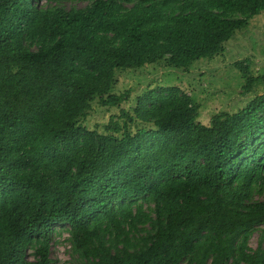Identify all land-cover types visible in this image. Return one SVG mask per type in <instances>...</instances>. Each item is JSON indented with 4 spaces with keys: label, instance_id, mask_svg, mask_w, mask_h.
Returning <instances> with one entry per match:
<instances>
[{
    "label": "trees",
    "instance_id": "1",
    "mask_svg": "<svg viewBox=\"0 0 264 264\" xmlns=\"http://www.w3.org/2000/svg\"><path fill=\"white\" fill-rule=\"evenodd\" d=\"M86 1L0 0V264H52L55 225L75 264H264V93L205 124L178 86L132 113L114 92L223 53L264 0ZM233 65L246 92L264 79ZM94 101L121 113L89 129Z\"/></svg>",
    "mask_w": 264,
    "mask_h": 264
},
{
    "label": "rangeland",
    "instance_id": "2",
    "mask_svg": "<svg viewBox=\"0 0 264 264\" xmlns=\"http://www.w3.org/2000/svg\"><path fill=\"white\" fill-rule=\"evenodd\" d=\"M40 3H46V0H41ZM62 3L67 7L72 4L83 6L87 1L63 0ZM224 45L223 53L210 59L196 60L187 71L167 68L162 63L145 65L139 70L120 71L114 92L118 93L127 88L132 90L130 100L124 102L121 108L132 113L137 96L148 89L172 86H178L199 104L197 120L205 124H208L211 116L219 111L232 112L244 107L254 95L264 93V79L255 82L250 91H244L245 80L233 63L248 59L252 75H264V11L249 18L248 23L237 30ZM120 113V108L107 109L94 101L84 125L92 129L95 124H107L111 115L117 118ZM143 125L151 126L149 123ZM132 129L135 128L132 126ZM99 130L104 132L102 127ZM255 198L264 199V192L255 195ZM263 227L257 226L253 231L249 240L252 248L258 245ZM262 246L264 247V237ZM50 256L52 264H75L70 250L68 225H55L51 231Z\"/></svg>",
    "mask_w": 264,
    "mask_h": 264
}]
</instances>
